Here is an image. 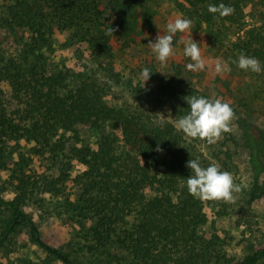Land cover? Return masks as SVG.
<instances>
[{"label": "trees", "instance_id": "16d2710c", "mask_svg": "<svg viewBox=\"0 0 264 264\" xmlns=\"http://www.w3.org/2000/svg\"><path fill=\"white\" fill-rule=\"evenodd\" d=\"M141 2L6 1L2 27L7 35L0 38V177L9 170L14 180L23 179L24 188L12 199L0 192V254L19 231L27 230L49 257L64 264L223 263L206 229L205 208L215 201L194 198L186 185L190 159L203 167L211 162L200 158L171 123L142 108L117 107L99 80L87 78L69 87V70L50 66L45 56L58 33L93 37L109 25L108 14L126 15ZM220 3L233 13L219 18L208 12L210 4ZM249 5L254 0H181L184 11L211 29L212 48L222 51L225 60H238L243 53L264 67V12L251 14V25L245 12ZM4 39L17 45L14 52L5 49ZM253 129L248 125L245 132L259 176L264 134ZM82 130L97 134L93 144H80ZM158 145L163 152L156 151ZM75 163L84 170L72 176ZM31 180L40 194L64 200V219L78 226L73 239L82 245L80 259L46 242L39 223L24 209V196L34 194L27 187ZM263 197L264 190L256 186L253 201ZM263 260L264 247L240 264Z\"/></svg>", "mask_w": 264, "mask_h": 264}, {"label": "rangeland", "instance_id": "374dc122", "mask_svg": "<svg viewBox=\"0 0 264 264\" xmlns=\"http://www.w3.org/2000/svg\"><path fill=\"white\" fill-rule=\"evenodd\" d=\"M6 1L0 0V38L7 35L2 27ZM254 3V6L245 8L247 22L251 25L254 23L251 14L264 12V0H254ZM132 4L136 2L132 1ZM139 5L138 8L129 7L126 15L108 14L109 25H103L93 37L85 38L71 31L58 33L54 48L45 54L47 62L52 67H66L69 70V87L77 86V82L83 79H97L107 86L117 107L142 108L161 120L162 114L168 118L169 111L173 119L187 114L190 109L184 97L189 95L219 98L233 108L235 118L231 122L232 131L224 133L223 139L216 144L208 145L203 141L184 138L200 158L230 172L241 188L239 193L234 194V203L215 201L205 208L209 218L207 235L214 241L215 254H222V264H240L247 255L264 247V197L256 201L252 199L256 186L260 191L264 190V171L257 175L245 132L246 127L252 125L255 132L264 134V71L246 72L232 60H225L222 51H218L217 47L212 48L211 29L184 11L181 0H142ZM177 17L192 21L191 33H178L177 40L181 36L187 40L191 35L200 44L202 57L206 61L204 71L187 70L186 65L191 60L184 55L183 44L174 45V55L165 66H161L148 47L150 41H155L159 30L163 34L166 25ZM111 27L115 31L109 34ZM98 41L102 45H97ZM4 42L6 50L10 53L15 51L17 45L12 39H4ZM218 60L227 65L228 71L215 73ZM145 67L152 74L144 86L139 74ZM3 87L10 93L7 84ZM96 136V133L82 130L80 139L83 142L80 144H93ZM67 162L66 158L64 163ZM83 170V166L75 163L71 174L73 176ZM12 176L11 171L5 170L0 177V192L7 199L15 198L20 186L24 188L23 179L14 180ZM35 176L37 166L32 179ZM33 181L27 185L29 191L34 189ZM75 191L76 188L73 194ZM31 194L24 196V209L39 223L44 240L80 259L82 245L73 239L78 226L64 219L60 207L64 200L59 201L55 194H40L37 188ZM41 198L45 204H39ZM0 261L11 264H64L49 257L32 240L27 230L19 231L7 243L0 254ZM259 264H264V260Z\"/></svg>", "mask_w": 264, "mask_h": 264}, {"label": "clouds", "instance_id": "9594fccd", "mask_svg": "<svg viewBox=\"0 0 264 264\" xmlns=\"http://www.w3.org/2000/svg\"><path fill=\"white\" fill-rule=\"evenodd\" d=\"M233 11L232 7L224 3H220L218 6L211 4L208 6V12L219 18L227 17ZM191 29L192 21L190 19L177 17L166 25L163 34L159 30L155 41H150L147 44L161 66L167 64L174 55V45L180 43L184 45V55L191 60L186 65L187 70L192 72L205 70L206 61L202 57L200 44L195 42L191 35L187 40L182 36L177 40L178 33L188 34L191 33ZM114 31L111 27L109 34L114 33ZM232 63L237 64L239 69L246 72L261 73L264 71V67L257 58L246 56L243 53L238 57V60H234ZM214 71L216 74H222L228 71V67L218 60L215 63ZM151 74L152 72L147 67L140 72L139 79L144 86L151 78ZM184 99L189 105V112L173 119L169 111L168 118L162 114V121L171 123L186 138L214 145L223 139L224 133L232 131L231 122L235 118V113L227 102H223L219 98L210 99L195 95H189ZM156 151L163 152V149L158 145ZM186 167L191 170V175L186 180L187 190L191 196L201 201L235 202L234 194L239 193L241 188L234 182L230 172L221 170L216 163H210L207 167H203L198 159H190Z\"/></svg>", "mask_w": 264, "mask_h": 264}]
</instances>
